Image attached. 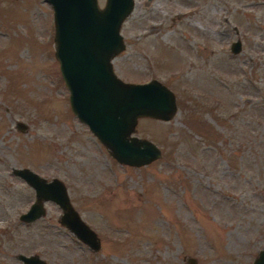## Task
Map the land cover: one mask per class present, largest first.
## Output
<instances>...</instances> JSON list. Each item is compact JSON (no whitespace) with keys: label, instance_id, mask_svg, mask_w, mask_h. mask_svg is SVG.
I'll list each match as a JSON object with an SVG mask.
<instances>
[{"label":"rangeland","instance_id":"rangeland-1","mask_svg":"<svg viewBox=\"0 0 264 264\" xmlns=\"http://www.w3.org/2000/svg\"><path fill=\"white\" fill-rule=\"evenodd\" d=\"M120 33L118 77L155 78L177 105L169 120L137 119L133 133L161 151L140 166L118 162L72 112L51 4L0 0V264H23L19 253L44 264H253L264 248V0H134ZM14 167L60 179L99 249L52 201L20 220L35 191Z\"/></svg>","mask_w":264,"mask_h":264},{"label":"water","instance_id":"water-1","mask_svg":"<svg viewBox=\"0 0 264 264\" xmlns=\"http://www.w3.org/2000/svg\"><path fill=\"white\" fill-rule=\"evenodd\" d=\"M53 9L54 55L69 91V104L76 117L118 162L132 166L160 157V148L151 140L133 133L141 116L169 120L177 105L172 89L155 78L143 82L124 81L115 73L112 57L124 49L120 27L130 14L134 0H47ZM241 41L230 44L233 53ZM12 173L35 191V199L19 219L32 222L45 213L43 202L52 201L62 213L59 222L91 250L100 247L96 232L72 206L66 186L28 167H14ZM23 264H44L37 254L19 253ZM190 263L192 259L189 260ZM253 264H264V248Z\"/></svg>","mask_w":264,"mask_h":264}]
</instances>
